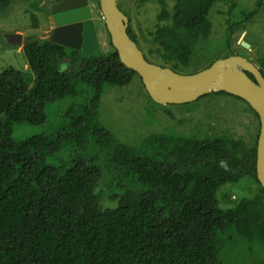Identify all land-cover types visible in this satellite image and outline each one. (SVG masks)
<instances>
[{
	"label": "trees",
	"instance_id": "obj_1",
	"mask_svg": "<svg viewBox=\"0 0 264 264\" xmlns=\"http://www.w3.org/2000/svg\"><path fill=\"white\" fill-rule=\"evenodd\" d=\"M11 1L0 0V14ZM159 1L162 22L150 41L181 72L208 39L219 0H174L171 10ZM127 32L138 45L130 26ZM23 52L28 70L0 71V264H227L239 252L258 260L264 188L256 142L174 131L120 141L100 122L99 100L137 73L114 48L93 54L37 38ZM256 61L264 76V55ZM213 93L240 99L257 115L242 98ZM63 99L54 130L14 137L21 126L43 124L46 107ZM105 174L114 205L102 207L96 190ZM245 180L256 186L248 194Z\"/></svg>",
	"mask_w": 264,
	"mask_h": 264
},
{
	"label": "rangeland",
	"instance_id": "obj_2",
	"mask_svg": "<svg viewBox=\"0 0 264 264\" xmlns=\"http://www.w3.org/2000/svg\"><path fill=\"white\" fill-rule=\"evenodd\" d=\"M163 2L165 7L171 10L174 0ZM51 3L52 0H12L6 11L0 14V71L10 66L20 70L29 69L23 45L8 43L4 34L20 33L23 37L46 38L54 27L50 19ZM117 4L127 12L125 15L128 18V26L135 34L139 48L147 60L170 67V62H162L158 58L154 51L156 44L150 41L152 37L148 34L162 22L157 20L162 10V2L117 0ZM88 5L100 49L103 52L111 51L113 46L99 2L88 0ZM208 16L211 21V33L208 39L197 43L189 66L181 73L198 71L214 59L229 54L243 55L258 66L256 57L264 55V3L258 6L257 0H219L212 6ZM242 42L248 43L250 48H246ZM68 102V99H63L49 104L45 110L47 118L43 124L21 126L14 137L22 138L28 134L54 130L58 123V114ZM98 118L116 138L129 144L138 143L151 132L174 131L196 135L199 138L227 135L241 138L247 146L252 147L259 130L257 115L240 99L211 92L187 103L156 104L149 97L138 74L126 85L107 87L103 90L98 105ZM109 181L110 176L105 174L97 185L96 191L101 198L102 207L114 205V202L106 197ZM242 183L243 194H248L249 190L256 187L251 183L250 188L248 180ZM240 188L231 187L229 198L233 199V195H236L233 190L241 191ZM227 190L219 192L223 206L227 205V200L222 193ZM239 249H243V245L238 247ZM258 256L256 260L257 257L250 252H239L232 262L227 260V264H255L256 261L257 264H264V253L260 252Z\"/></svg>",
	"mask_w": 264,
	"mask_h": 264
},
{
	"label": "water",
	"instance_id": "obj_3",
	"mask_svg": "<svg viewBox=\"0 0 264 264\" xmlns=\"http://www.w3.org/2000/svg\"><path fill=\"white\" fill-rule=\"evenodd\" d=\"M110 42L120 62L141 78L149 97L157 104H182L210 92L224 91L246 101L255 111L259 130L255 147V171L264 188V76L258 66L243 55L229 54L216 58L207 67L192 73H181L144 57L142 50L127 32L128 18L117 0H98ZM53 24L47 40L98 54V35L91 17L88 0H60L49 8ZM8 43L36 41L20 33H6ZM246 48L250 45L242 42Z\"/></svg>",
	"mask_w": 264,
	"mask_h": 264
},
{
	"label": "clouds",
	"instance_id": "obj_4",
	"mask_svg": "<svg viewBox=\"0 0 264 264\" xmlns=\"http://www.w3.org/2000/svg\"><path fill=\"white\" fill-rule=\"evenodd\" d=\"M31 38V37H30ZM37 39V38H36Z\"/></svg>",
	"mask_w": 264,
	"mask_h": 264
}]
</instances>
